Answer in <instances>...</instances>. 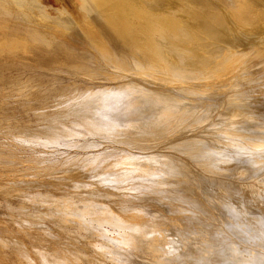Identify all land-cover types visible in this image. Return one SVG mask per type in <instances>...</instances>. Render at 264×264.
Returning a JSON list of instances; mask_svg holds the SVG:
<instances>
[{
	"label": "bare ground",
	"instance_id": "obj_1",
	"mask_svg": "<svg viewBox=\"0 0 264 264\" xmlns=\"http://www.w3.org/2000/svg\"><path fill=\"white\" fill-rule=\"evenodd\" d=\"M10 1L0 63L84 86L41 77L66 98L43 97L42 124L17 135L54 150L7 186L24 205L7 249L22 264H264V0H73L56 17L41 0ZM80 3L88 26L70 18L62 31ZM24 9L39 38L7 28Z\"/></svg>",
	"mask_w": 264,
	"mask_h": 264
},
{
	"label": "rangeland",
	"instance_id": "obj_2",
	"mask_svg": "<svg viewBox=\"0 0 264 264\" xmlns=\"http://www.w3.org/2000/svg\"><path fill=\"white\" fill-rule=\"evenodd\" d=\"M10 1V0H9ZM42 3L48 8V11L49 13L56 17L58 14L56 12V10L62 6L60 5H63V3L67 2V3H72L73 0H41ZM11 6H12V9H17V7L15 6V4L13 2H11ZM85 6L84 3H80L76 9L72 10V11H69V14L67 13L65 16H64V19L65 21H68L64 23H61V30L64 31V32H67L68 30H70L72 26V24L68 23L69 22V19L71 20L70 22L73 23V25H75L76 27H78L79 29H86V27L88 26L87 23L83 20V13L81 11V8ZM15 13V12H14ZM25 13V14H24ZM14 17H12V19H9V21H11L10 25H6L7 28L9 26V30L11 31L12 33V30L13 32H18L16 31L15 29L16 28H13V24H15L18 28H20L23 33L25 35H27L28 37L32 38L34 37L36 39V35L33 31H24V27L23 26H27L28 28H30L31 26V23L29 20V11L24 9L22 14H19L17 15L16 13L13 15ZM24 16V17H23ZM67 16V17H66ZM16 17V18H15ZM15 18V19H14ZM21 18V19H20ZM24 20H23V19ZM17 19V20H16ZM23 20V21H22ZM8 19H0V22H3V24L5 22H7ZM14 22V23H13ZM23 28V29H22ZM26 28V27H25ZM47 30V29H46ZM9 31V32H10ZM29 33V34H28ZM15 34V33H14ZM66 35V33H65ZM37 38L38 35H37ZM42 38V37H41ZM20 52V51H19ZM5 61V60H3ZM1 61L0 63V191H1V195H0V264H22L20 259L15 257V253L10 250V249H7L10 245V242L7 243V240L5 241L4 239H1L2 238H7L10 236V232L12 230H18L19 229V226L17 224H15L14 220L15 219H18L15 214L18 212V209L20 207V209L22 207H24L23 203H21V201L19 202L18 200H15V197L13 196H10L7 192L9 191V188L7 186L10 187V185L12 186V184H20L22 181H31L33 180L34 178H32L31 175H33V172L35 171L34 169H36L37 167L39 168L40 167V163H41V160L40 159H43L42 161H45L44 158L46 159H50L52 158L51 154L53 152V148H32V147H27V144L24 143L21 139V137L19 138L17 135H21L23 133H25V130H30V131H35V129H37L36 127L39 126V124H42V122L40 120H36V119H40L39 118V115H41L40 113H42V109H43V102L45 101V97L47 96V94L50 96L51 95V98L53 99H49L47 100V102H50V101H53V103H55L56 101L58 102L57 104L55 103V105L57 106L59 103L65 101V98L66 97H63L61 96L60 98H56L55 97V90L53 88H55L56 86L53 84V83H43V81L41 80V77L42 76H48L50 73L53 72V75L54 74H57L58 76L60 75L61 77H63L64 79H68V82H67V87H72L73 85V88L75 87L76 89L78 90H83V86L84 84L83 83V79H79L78 77H72L70 75H66V74H63V73H58L55 68L53 67H47V68H36V69H32L31 67L29 69L28 68H21V64L19 63H16L15 61H11V62H3ZM29 63V62H28ZM32 63V62H31ZM7 64V65H6ZM12 66V67H11ZM34 67V66H33ZM9 69V70H8ZM8 70V71H7ZM40 70V71H39ZM53 70V71H52ZM27 71V72H26ZM30 71V72H29ZM46 71V72H45ZM50 73H49V72ZM18 72V73H17ZM27 73V74H26ZM37 73V74H36ZM10 74H13L14 77V81L11 83L13 85L10 84V82L4 77L7 76V75H10ZM18 74H20L18 76ZM33 74V75H32ZM97 74V72H96ZM29 75V76H28ZM40 75V76H39ZM111 73L109 71H106V72H98L96 78H95V81L94 82H104L103 80H106L108 78V76H110ZM25 76V77H24ZM27 76V77H26ZM37 76V77H36ZM65 76V77H64ZM30 77V79H28ZM34 77V78H32ZM106 77V78H105ZM25 78V79H24ZM71 78V79H70ZM39 79V81L37 80ZM79 80V83H78V80ZM99 79V80H98ZM27 80V81H26ZM32 80V81H31ZM72 80V81H71ZM77 80V81H76ZM80 80H81V83H80ZM98 80V81H97ZM16 81V82H15ZM21 83H20V82ZM67 81V80H66ZM75 81V82H74ZM18 82V84H16ZM72 85H71V83ZM27 83V84H26ZM39 83V84H38ZM9 84V85H7ZM16 84V85H15ZM25 84V85H24ZM29 84V85H28ZM32 84V85H31ZM50 84L53 86H50ZM4 85V86H3ZM8 88L6 89L7 86ZM11 85V86H10ZM35 85V86H34ZM38 85V86H37ZM44 85V86H43ZM48 85V86H46ZM69 85V86H68ZM20 86V87H19ZM25 86V88H24ZM29 86H31L29 88ZM37 86V88H36ZM41 86V87H40ZM46 86V87H45ZM4 87V88H3ZM17 87V88H16ZM40 87V88H39ZM44 87V88H43ZM29 88V89H28ZM33 88V89H31ZM52 90H50V89ZM65 88V89H66ZM85 88V87H84ZM17 89V90H16ZM27 91H26V90ZM34 89H36L35 91H38V92H35L33 91ZM46 89L45 92L47 93H44V90ZM3 90V92H2ZM31 90L33 92H31ZM71 90V89H70ZM68 91L67 90V94L66 95H69L70 96V93L73 94V91ZM5 91V92H4ZM15 91V92H14ZM21 92V93H18V92ZM53 91H54V97L52 96L53 95ZM25 92H28L25 94ZM35 92V93H34ZM57 92V91H56ZM70 92V93H69ZM22 93L23 95H25L24 97L22 96ZM39 95H38V94ZM43 93V94H41ZM52 93V94H51ZM16 94V95H15ZM33 94V95H32ZM14 95V96H13ZM81 95V94H80ZM79 95V96H80ZM7 98H6V97ZM13 98L11 99L10 98ZM19 96V97H18ZM65 96V95H64ZM9 97V98H8ZM15 97V98H14ZM18 97V98H17ZM32 97V99H31ZM44 97V98H43ZM62 97L64 98V100H62ZM6 98V99H5ZM23 98V99H22ZM79 98V97H78ZM5 99V100H4ZM29 99V100H28ZM26 102V104H24L22 106L24 102ZM34 100V101H33ZM41 100V101H39ZM62 100V101H61ZM7 102V103H6ZM20 102H22L20 104ZM31 102V104H30ZM36 102H38L37 106L39 107H36L35 104ZM35 103V104H34ZM14 104V105H13ZM28 104V105H27ZM34 104V105H33ZM9 105V106H7ZM26 105V106H25ZM22 106V108H21ZM11 107V108H10ZM25 107V108H24ZM28 107V108H27ZM3 108V109H2ZM9 108V109H8ZM31 108V109H30ZM34 108V109H33ZM21 109V111H19ZM29 109V110H28ZM25 112H24V111ZM35 111L36 114L33 112L32 115H30L31 113H29V111ZM19 111V112H18ZM28 111V114L26 113ZM12 114H11V113ZM9 115V116H8ZM33 116V118L35 116H38V117H35L34 119L31 117ZM20 117L22 120H20ZM11 118V119H10ZM15 119V120H14ZM28 119V120H27ZM12 120V121H10ZM14 120V121H13ZM33 120V121H32ZM38 121V124L35 123L36 121ZM40 121V122H39ZM8 122V123H7ZM23 122V123H22ZM16 123V124H15ZM27 123V124H26ZM31 124V125H29ZM20 125H22L20 127ZM36 125V126H35ZM25 128H24V127ZM30 126V127H29ZM32 126L34 128H32ZM13 127V128H12ZM19 131H18V128ZM3 129V130H2ZM7 129V130H6ZM17 129V131H16ZM25 129V130H24ZM2 132V133H1ZM4 132V133H3ZM21 132V133H20ZM6 133V134H5ZM13 133V134H11ZM4 135V136H3ZM8 136V137H7ZM11 137V138H9ZM5 138V139H4ZM23 138V136H22ZM21 139V140H20ZM9 140V141H8ZM2 141V142H1ZM18 141V142H17ZM21 142V143H19ZM23 142V143H22ZM3 144V145H2ZM7 144V145H6ZM21 144V145H20ZM25 144V145H24ZM16 145V146H15ZM20 145V146H19ZM24 145V146H23ZM18 146V147H17ZM51 147V146H50ZM24 149V150H23ZM46 149V150H45ZM50 149H53L52 151ZM36 150V151H35ZM7 151V152H6ZM19 151V152H18ZM42 151H45L44 154L46 155H42L41 152ZM51 151V152H49ZM17 152V153H16ZM23 154V155H21ZM51 156H50V155ZM21 155V156H20ZM32 155V156H31ZM39 155V156H38ZM13 158H12V157ZM23 156V157H22ZM47 156V157H46ZM16 157V158H15ZM28 157V158H26ZM31 157V158H30ZM36 159V161H35ZM5 162H4V161ZM10 161V162H8ZM29 162V163H28ZM26 163H27V167H26ZM38 163V164H37ZM6 164V165H5ZM36 164V165H35ZM4 166V167H3ZM9 166V167H8ZM13 166V167H12ZM31 168V169H30ZM33 168V169H32ZM15 169V170H14ZM22 169V170H21ZM30 169V170H29ZM13 170L15 171L14 173ZM20 170V171H18ZM26 170V171H25ZM32 170V171H31ZM24 171V172H23ZM31 171V172H30ZM5 172V173H4ZM10 172V173H9ZM21 172V173H20ZM8 174V175H7ZM12 174V175H11ZM15 174V175H14ZM23 174V175H22ZM31 174V175H30ZM28 175H30L28 177ZM27 176V177H26ZM16 178V180H14ZM8 179V180H6ZM9 182V183H7ZM15 186V185H14ZM13 186V187H14ZM2 189V190H1ZM38 189V188H37ZM34 191L35 193H37L36 191L37 190H32ZM4 192V193H3ZM3 193V194H2ZM3 195V196H2ZM6 196V198H5ZM10 199H8V197ZM11 197H13L11 199ZM7 199L5 201V199ZM4 199V200H3ZM11 203V204H10ZM5 204V205H4ZM9 206H8V205ZM13 204H16L14 206H12ZM19 204V205H18ZM7 205V206H6ZM18 205V206H17ZM6 207V208H5ZM11 209L9 211V209ZM17 210H14V209ZM22 210V209H21ZM20 210V211H21ZM15 211V212H14ZM7 212V213H6ZM10 212V213H8ZM13 212V213H12ZM23 212L27 213L28 210H23ZM12 213V214H11ZM15 213V214H14ZM5 215V216H4ZM7 216H8V219H7ZM9 217H10V220H9ZM15 217V219L11 220V218ZM22 217H20L19 219H21ZM6 219V220H5ZM8 220L10 222H8ZM14 224V225H13ZM6 228V229H5ZM3 230H6V231H3ZM3 232V233H2ZM6 232V233H5ZM13 233H15L13 231ZM4 235V236H3ZM35 238V239H34ZM4 240V242H3ZM29 240V242H28ZM25 241H26V244L28 247H35L36 249L39 250L40 245H39V241H40V238L37 234H32L29 238H25ZM6 242V243H5ZM5 246V247H4ZM4 249V250H3ZM33 249V248H32ZM36 249H33V251H36ZM4 255V256H3ZM3 257V258H2Z\"/></svg>",
	"mask_w": 264,
	"mask_h": 264
}]
</instances>
